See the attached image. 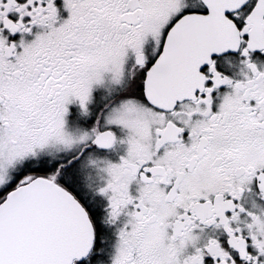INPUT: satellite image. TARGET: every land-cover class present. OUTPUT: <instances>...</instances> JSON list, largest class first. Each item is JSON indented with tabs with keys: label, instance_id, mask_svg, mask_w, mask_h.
Masks as SVG:
<instances>
[{
	"label": "snow or ice",
	"instance_id": "snow-or-ice-1",
	"mask_svg": "<svg viewBox=\"0 0 264 264\" xmlns=\"http://www.w3.org/2000/svg\"><path fill=\"white\" fill-rule=\"evenodd\" d=\"M0 264H264V0H0Z\"/></svg>",
	"mask_w": 264,
	"mask_h": 264
}]
</instances>
